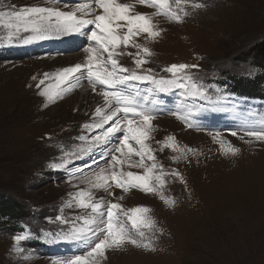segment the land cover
<instances>
[{
  "label": "rangeland",
  "instance_id": "1",
  "mask_svg": "<svg viewBox=\"0 0 264 264\" xmlns=\"http://www.w3.org/2000/svg\"><path fill=\"white\" fill-rule=\"evenodd\" d=\"M85 2L88 0H0V11L23 7L71 11ZM118 2L132 6V14H148L154 30L160 33L154 39H147L145 34L133 37L150 50L144 69H152L158 78H173L163 69L181 63L198 65L187 71L209 90L210 99L193 101L185 99L181 89L159 92L151 83L133 82L115 89L135 96L154 114L155 130L148 143L166 173L175 170L180 174L179 178L165 175L161 189L175 203L168 206L158 195L138 189L127 193L112 189L115 197H123L118 201L102 190L89 189L85 176L100 168L109 170L110 155L93 156L105 146L84 159L66 157L70 163L65 169L51 170L50 162H62L65 152L85 146L79 137L87 139L101 131L82 126L92 122L97 106H103L104 89L97 85L94 92L81 77L80 83L91 92L88 100L79 94L80 87H72L51 103L40 92L55 88L54 74L64 67L83 64L87 56L84 49L97 45L84 33L51 32L46 33L49 38L29 44L13 37L15 42L8 45V33L15 28L0 26V195L21 208L14 214L29 216L23 220L29 225L20 234L24 240L16 241L10 229L0 226V264H56L78 255L87 257L97 241L69 238L74 231L88 227L77 218H88L91 210L71 201L78 190H91L94 199L104 197L119 202L124 209L146 207L150 211L145 215L155 222L154 229L141 228L147 237L144 242L151 243L154 250L125 244L107 250L106 259L95 258L96 264H264V140L246 135V131H264V100L256 96L259 89L247 95L238 84L225 78L220 82L215 76L235 73L253 78L257 74L249 49L264 37V0H181L179 5L169 0L162 8L142 6L137 0ZM4 20L7 23L9 17ZM92 29L94 25L85 32ZM125 31L121 30V35ZM30 35L33 33L25 32L21 25L19 36ZM74 40H78L75 45ZM117 51L124 53L116 57L120 65L139 71L128 54L137 49L121 46ZM42 79L45 83L37 87ZM116 106L113 102L112 107ZM189 112L191 126L174 114L188 116ZM122 135L113 136L108 146L114 148ZM168 136L175 138L176 151L160 150L157 142H164ZM230 148L239 151L232 155ZM77 166L83 172L70 179L69 169ZM57 216L62 219L57 220ZM128 227L131 230L130 224ZM41 245H48L51 253H43ZM87 259L91 262L93 258Z\"/></svg>",
  "mask_w": 264,
  "mask_h": 264
},
{
  "label": "snow or ice",
  "instance_id": "2",
  "mask_svg": "<svg viewBox=\"0 0 264 264\" xmlns=\"http://www.w3.org/2000/svg\"><path fill=\"white\" fill-rule=\"evenodd\" d=\"M93 3L95 7L92 6ZM137 3L142 6L162 8L169 4V0H137ZM180 3L181 0H176L177 5ZM195 6L200 7L201 5ZM97 10H101L99 14H97ZM173 15L176 22H180L179 16ZM6 16L9 17L7 23L4 20ZM36 17L39 19L37 20ZM21 25L25 32L31 31L33 35L20 37ZM90 25H94V29L85 32ZM0 26L9 29L15 28V32L8 33V38L5 41L8 45L15 42L13 37L22 40L24 44H29L49 38L46 33L50 32L57 35L84 33L88 40L97 45V47L90 46L84 49L87 56L83 64L76 63L73 66L64 67L54 74L55 88L50 86L40 92V95L45 97L48 103L55 102L57 98H62L65 91L71 90L72 87H78L81 77L87 80L94 92L97 85L104 89L101 92L103 106H97L92 122L82 126L83 129L89 131L98 129L101 131L87 139L84 136L79 137L81 141H85V146L79 147L76 151L65 152L61 157L62 162H50L51 170L65 169L70 163L66 157L84 159L85 155H91L93 151L109 145L113 136L123 132L122 137H117L118 144L108 152V155L111 156V160L107 161L110 171L100 168L99 171H93L90 177L85 176L84 182L89 185V189L102 190L117 201L123 197H115L112 189H121L124 193L130 189H138L145 193L156 194L165 204L173 206L175 201L170 197H165L161 189L165 184V175L179 178L180 174L175 170L166 173L163 165L157 162L155 150L148 143L153 138L152 133L155 129L152 121L155 116L148 107L139 103L135 96L115 89L129 86L133 82L151 83L159 92L175 87L183 90L185 99L193 101L210 99L207 95L209 90L204 87L203 83L197 82L187 71L190 68H198V65L181 63L163 69L173 78H158L152 74V69H144L143 65L148 63L145 57L151 55L150 50L136 43L133 37L145 34L147 39H154L160 33L154 30L155 25L148 14H132V6L127 3H119L118 0H88V2L77 4L71 11H61L51 7H23L19 11H0ZM123 29L126 31L121 35ZM121 46L137 49L134 54H128L133 56V62L139 71L129 70L120 65L116 57L124 54L117 51ZM104 53L107 54L106 59ZM141 53L144 55L142 56ZM49 76V73L44 74L46 79ZM74 80L75 84L72 83ZM44 83V79L40 80L37 87ZM65 85L69 87L65 88ZM143 99L147 101L148 97L145 96ZM113 102L117 105L116 107H112ZM174 114L177 119H183L185 124L191 126L188 118L192 115L191 112L188 116H182L180 113ZM106 125L110 126L105 127ZM231 134L236 135L237 133L232 132ZM246 135L253 136L257 140H264V131H246ZM174 140L173 136H168L164 142L158 141L157 143L161 144V151L164 148L176 151ZM228 151L235 155L239 149L230 148ZM133 157L139 159L134 161ZM173 159L176 158L173 157ZM125 167L128 169L139 168L143 171L137 173L125 170ZM77 172L82 173L83 169L79 166L74 170L69 169L70 179L76 178ZM71 201H74L78 207L91 211L88 218H77L83 219V224L88 227L74 231L69 238L83 242L95 239L97 242L90 247L87 257L78 255L71 260L57 261L56 264H96L95 258L106 259L107 250L120 248L125 244L154 250L151 243L144 242L147 237L141 230V228L150 230L155 228V222L145 215L150 211L146 207L124 209L119 202L105 200L104 197L94 199L91 190H78L71 195ZM68 206H72L71 202ZM56 219L61 220L62 217L57 216ZM129 224L131 230L128 227ZM156 230L159 231V229ZM14 239L21 241L25 239V236L19 235ZM87 258L93 259L90 262Z\"/></svg>",
  "mask_w": 264,
  "mask_h": 264
},
{
  "label": "trees",
  "instance_id": "3",
  "mask_svg": "<svg viewBox=\"0 0 264 264\" xmlns=\"http://www.w3.org/2000/svg\"><path fill=\"white\" fill-rule=\"evenodd\" d=\"M249 53L253 59L251 64L257 69V74L252 78V76L247 75L238 76L235 73H218L221 79L220 82H222L223 78L227 80L229 79L234 84H238L239 88L241 89L240 91L247 93V95L249 94L248 92H255L256 89H259L260 93H258L256 96L264 100V37L261 39V41L255 43L251 49H249ZM249 55L245 54V56ZM250 96L254 97L255 95L250 94ZM20 211L21 208L15 207L8 197L0 195V226H6L14 233L15 236L25 232V226L29 225L24 222L26 219H28V215L26 216L23 214V212H21L22 214H14L15 212Z\"/></svg>",
  "mask_w": 264,
  "mask_h": 264
},
{
  "label": "bare ground",
  "instance_id": "4",
  "mask_svg": "<svg viewBox=\"0 0 264 264\" xmlns=\"http://www.w3.org/2000/svg\"><path fill=\"white\" fill-rule=\"evenodd\" d=\"M80 39V38H79ZM78 39V40H79ZM78 40H74L73 42H72V44L73 45H75L76 43H78L77 41ZM73 50V49H72ZM69 55H71V54H69ZM75 83H76V81H75ZM74 83V84H75ZM78 87H80V89H79V94L81 95V96H86L87 97V99L86 100H88L89 99V94L91 93L90 92V89H88L87 87H85L84 85H82V83H80V85L78 86ZM170 121L173 123V124H175V125H177V126H179L175 121H173V120H171L170 119ZM179 127H181V126H179ZM113 140H114V138H112V141L111 142H113ZM109 145H111V144H109ZM112 149V147L111 146H105L103 149H101L100 151H95L94 152V154H93V156H104V155H106V154H108V152L110 151ZM100 156V157H101ZM95 160H96V158H94ZM94 160V161H95ZM117 191H122L121 189H119V190H117ZM259 210V209H258ZM259 212V211H258ZM264 213V212H263Z\"/></svg>",
  "mask_w": 264,
  "mask_h": 264
}]
</instances>
